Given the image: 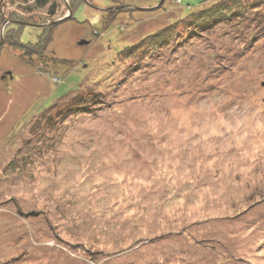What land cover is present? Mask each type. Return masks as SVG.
<instances>
[{"label": "rangeland", "instance_id": "374dc122", "mask_svg": "<svg viewBox=\"0 0 264 264\" xmlns=\"http://www.w3.org/2000/svg\"><path fill=\"white\" fill-rule=\"evenodd\" d=\"M218 1L0 0L2 35L55 27L48 65L0 49V264H264V24L247 7L264 0L193 42L174 25Z\"/></svg>", "mask_w": 264, "mask_h": 264}, {"label": "trees", "instance_id": "16d2710c", "mask_svg": "<svg viewBox=\"0 0 264 264\" xmlns=\"http://www.w3.org/2000/svg\"><path fill=\"white\" fill-rule=\"evenodd\" d=\"M21 1L27 3V2L32 1V0H21ZM49 1L50 0H34V3L39 5L41 8H44L49 4ZM252 4H255L257 6V7L255 6V8L251 10V11H253L252 13H254V14L260 13L259 14V15H261L260 23L264 24V20H263L264 19V12L262 13V11L264 9V3H260L259 1H256V2H252L251 5L248 4L247 7H251ZM53 6H54V4H51L49 6L50 9H52ZM1 7H2V5L0 3V35H2L1 32H3V31H1L2 27L5 25V21L3 18V13H2ZM244 9L245 8L242 9V6L239 3H237V0H221V1H218L213 6H211L210 8L197 12L191 18L178 21L177 23L174 24L175 27L179 28V32L183 28L185 29V26H188V28L195 26V27L191 28L192 32H193L192 34H189V35L183 34L181 36L179 35V38H180L179 41L193 42L195 39H197L200 36H203L204 33L208 32V29L210 26H211V28H213V27L216 28L217 26H221L220 24H223V22L226 23V22L231 21L232 23H234V22L239 23L242 20V14H243ZM112 18H113L112 21L113 20L114 21L113 22L111 21L110 24L115 22V20H116L115 14H112ZM69 19H71V17H69L66 20H69ZM188 20H191L192 23L188 24L187 23ZM260 23H258L259 26H261ZM108 24L109 23H107V27H109ZM22 27H24V26H22ZM107 27H105V28H107ZM11 29H12V27H11ZM11 29H7L4 31V35H2L3 36V42L0 45V49L3 46H8L14 54L19 55V58L24 60V62H26L28 64L34 65L37 62H43L45 65H48L47 60H45L48 57V56H46V52L49 48V44H51L53 42V35H54L53 32L55 31L54 26L43 27L41 29L42 33L39 34L37 42L34 44L33 43L25 44V43L20 42V39H19L20 32L17 33L16 35H14V33L10 34L9 31H11ZM167 31H168L167 29L162 30L159 33L155 34L154 36H150L147 39H155V38L159 37V35L161 33L166 35ZM211 31H212V29H211ZM1 39H2V37L0 36V41H1ZM145 40L141 44H137V45H135V47L133 46L134 48H137V49H135L136 51H134V49L132 50V48H131V50H129L127 48L125 50L120 51L119 55H117L118 59L122 60V58H124V56L127 54V55H130L129 60L132 61L133 56L135 57L136 55H138V52H140L141 56H142V53H144V55H145L148 52H151L147 48L144 49V51H146V52H143V46H145L146 42H147ZM178 44H180V43H178ZM49 59L51 61H53V62H51L52 64L55 63L61 67L63 65L65 66L67 64H69V66H70V64H71V62L69 63L66 60L58 59L54 55L51 56ZM130 63H128V64H130ZM93 97H95V95H93L91 97L90 96L87 97V95H84L81 97L82 100H73V103L66 107V110L68 113L67 115L76 113L77 111L85 110L87 107V103L90 106L91 105L90 102L92 100L97 101ZM49 109L45 110L40 116H38L40 119L42 118L40 120L42 123L40 121L37 122V126L42 127V128L46 127L48 129H49V126H52V127L54 126L55 121L54 120L52 121L51 116H45V115H47L46 113H49L48 112ZM119 252H121V251H119Z\"/></svg>", "mask_w": 264, "mask_h": 264}, {"label": "water", "instance_id": "95a60500", "mask_svg": "<svg viewBox=\"0 0 264 264\" xmlns=\"http://www.w3.org/2000/svg\"><path fill=\"white\" fill-rule=\"evenodd\" d=\"M66 18H68V17H65L64 19H66ZM61 21H64L63 19L61 20ZM2 28H4V26L2 27ZM2 31V30H1ZM2 33V32H1ZM2 44V40H1V42H0V45ZM87 43H85V42H82V43H80V45H86ZM262 87H264V83L261 85Z\"/></svg>", "mask_w": 264, "mask_h": 264}]
</instances>
